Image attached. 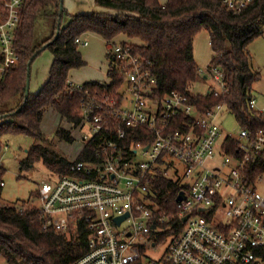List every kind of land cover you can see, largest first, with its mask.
<instances>
[{"label": "built area", "instance_id": "1", "mask_svg": "<svg viewBox=\"0 0 264 264\" xmlns=\"http://www.w3.org/2000/svg\"><path fill=\"white\" fill-rule=\"evenodd\" d=\"M28 1L0 0V80L19 62L15 32ZM220 1L236 14L254 0ZM75 43L88 44L82 36ZM108 44L122 87L111 94L68 80L72 91L82 93L81 149L89 141L95 147L90 159H75L66 174L41 182L34 206L43 229L84 231L86 251L70 264H141L143 247L157 246L152 234L172 230L154 224L147 197L150 182L161 173L186 187L178 192L183 198H175L181 231L165 247L163 264H264V128L242 127L223 103L200 111L177 91L154 99L149 61L134 55L128 43ZM199 72L209 82L202 94L228 92L219 68L209 64ZM248 107L264 116L254 97ZM227 116L235 132L223 131L219 121ZM181 118L186 130L174 128ZM229 141L233 153L224 150ZM124 215L118 224L116 218Z\"/></svg>", "mask_w": 264, "mask_h": 264}, {"label": "trees", "instance_id": "2", "mask_svg": "<svg viewBox=\"0 0 264 264\" xmlns=\"http://www.w3.org/2000/svg\"><path fill=\"white\" fill-rule=\"evenodd\" d=\"M93 1L100 11L71 15L64 8L60 11V0H29L21 12L14 39L19 62L0 80V152L3 134H23L34 141L20 161V168L41 161L56 176L68 172L72 162L53 148L55 142L72 143L74 138L69 130L59 126L52 139H47L41 130V121L44 113L52 108L62 120L78 126L82 93L72 91L68 75L70 70L85 66L79 45L75 43L76 37L85 33H94L107 43L114 42L118 35L137 40L129 44L134 55L149 61L150 72L156 79L154 99L177 91L186 95L200 111L223 103L242 127L252 132L264 128V116L248 107L251 86L259 74L253 71L247 50L250 42L261 34L264 0H254L236 14L228 11L220 0H167L163 4L158 0ZM41 17H52L55 24L52 35L37 42L35 29ZM201 30L209 35L210 64L222 71L227 83L228 92L223 96L190 91L192 83L204 81L193 54L194 37ZM44 49L53 55L49 77L38 92H29L25 97L26 80L30 78L28 68ZM107 78V82L90 81L82 85L85 89L98 92L106 89L115 94L124 79L113 62ZM183 120L174 122V128L186 130ZM94 147L89 141L76 160L90 159ZM224 150L235 152L234 143L229 141ZM256 169L262 167L258 165ZM3 174L0 166V183ZM185 188L179 180L161 173L150 182L147 197L152 201L154 224L172 226L170 231L152 234L155 242L163 241L169 232H173V238L179 235L182 224L177 217L175 198ZM164 216L169 222L160 224L158 219ZM85 251L86 237L82 229L69 233L44 230L36 206L0 202V255L9 264H70Z\"/></svg>", "mask_w": 264, "mask_h": 264}, {"label": "rangeland", "instance_id": "3", "mask_svg": "<svg viewBox=\"0 0 264 264\" xmlns=\"http://www.w3.org/2000/svg\"><path fill=\"white\" fill-rule=\"evenodd\" d=\"M158 1L160 3H165L167 0ZM63 8L69 14H77L81 11L87 13L100 11V8L94 4L93 0H63ZM54 24L55 20L52 17L39 18L35 29L36 41L41 42L42 40L49 38L53 33ZM134 42H137V40H134ZM90 47L91 45L88 48ZM78 49L82 52V49L84 48L78 47ZM247 50L251 56V66L253 71L259 74V78L255 80L251 86L250 94L256 99V108L261 109L264 107V25L262 26L261 34L250 42ZM109 52L107 51V54L104 53L103 62L100 67L91 65L92 63H87V61L86 65L90 68L94 66L98 69L101 67L105 68L107 64L109 66ZM193 54L194 60L199 67L207 65L205 67L207 68L209 66L210 63L208 62L211 60L212 50L209 44V35L205 30H201L195 35L193 41ZM51 56L52 53L48 49H44L33 60L29 78V90L31 92L35 90L38 85L36 80L39 82L44 77L46 72L45 68L48 63L50 65L51 62ZM37 67L39 69L38 73ZM208 85L209 82H206L204 79V81L198 80L195 83H192L189 88L193 94H202L207 91ZM223 119L222 123L221 121H219V123L224 132H235L237 130V125L231 116L224 117ZM56 125L69 130L74 141L72 143L63 141L55 142L53 149L61 153L69 161L75 160L82 148L81 131L79 127L68 123L66 120H62L56 113L48 112L45 115L42 127L47 139H52L53 126ZM1 142L3 147L0 152V166L4 170L2 176L4 186L1 187L0 190V202L7 205L16 204L17 206L23 204L26 206L34 205L36 203V200H34L36 191L41 182L50 180L53 176H56V174L49 171L41 161L34 162L32 166L28 168H20V161L25 158L26 150L34 143L31 137L23 134L7 133L2 135ZM7 153H9L10 156L5 157ZM122 227H126V223H123ZM172 238L173 232H169L163 241L157 242L155 249L144 246L143 254L140 259L141 264H163L162 255L164 249L170 243ZM0 264L9 263L0 255Z\"/></svg>", "mask_w": 264, "mask_h": 264}, {"label": "crops", "instance_id": "4", "mask_svg": "<svg viewBox=\"0 0 264 264\" xmlns=\"http://www.w3.org/2000/svg\"><path fill=\"white\" fill-rule=\"evenodd\" d=\"M81 13H87V12L81 11V12H79L77 14H81ZM70 14L71 15H75L73 13H70ZM82 37L85 40H87V42H88V44L86 46H79L81 48H84V49H82V52L78 49L80 51V53H81V56H82L83 60L85 61V66H83V67H81L79 69L70 70L69 71V75H68L69 80L72 81L73 83H79V84H82V83H85V82H90V81L107 82L108 81L107 71H108V69H109V67L111 65V62L113 61L112 55L109 52L110 51L109 47H108L109 44L105 40H103L100 36H98V35H96L94 33H87V34L85 33V34L82 35ZM114 41L130 42V43L134 42V40H129L124 35H118L116 38H114ZM90 45H91V47L88 48ZM107 51L109 52L108 54H110L109 66L107 64V66L105 68L101 67L100 69H98V68H95L94 66L90 68V67H88V65H86V61H87V63H92L91 65H96L97 67H100L101 63L103 62L102 60H103L104 53L107 54ZM52 61H53V55L51 56L50 65L48 63V65L45 68L46 72L44 74V77L39 82L36 80V83H38V85L36 86V89L33 90L32 92L29 90V92H31V93L38 92L39 89L42 87V85L46 82V80L49 77V70H50V66L52 64ZM208 63H210V62H208ZM206 66L207 65H205L203 67H200V68H205ZM37 69H38V67H37ZM47 69H48V71H47ZM38 71H39V69L37 70V73H38ZM29 83H30V81H29ZM48 112H51V113L53 112V113L57 114V112H55L52 108H49L43 115V118H42V121H41V130H42V127H43V121H44L45 115ZM57 116L60 118V116L58 114H57ZM53 127L54 128H53L52 132H54L57 129V127H59V126L56 125V126H53ZM42 132H43V130H42ZM43 134H44V132H43Z\"/></svg>", "mask_w": 264, "mask_h": 264}, {"label": "water", "instance_id": "5", "mask_svg": "<svg viewBox=\"0 0 264 264\" xmlns=\"http://www.w3.org/2000/svg\"><path fill=\"white\" fill-rule=\"evenodd\" d=\"M62 8H63V0H60V11L62 10ZM57 35H58V31L56 32L54 39L57 37ZM29 74H30V69L28 68V72H27L28 77H29ZM28 93H29V78L26 80L25 97H27ZM7 156H10V154L7 153L5 157ZM182 198H183V192H180L178 196L176 197V202L180 201ZM125 217H127V215L116 218V222L119 224ZM185 218L186 217H183L182 220L184 221Z\"/></svg>", "mask_w": 264, "mask_h": 264}]
</instances>
